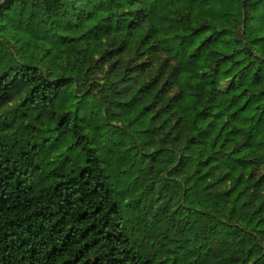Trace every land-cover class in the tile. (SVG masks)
<instances>
[{
	"label": "trees",
	"instance_id": "trees-1",
	"mask_svg": "<svg viewBox=\"0 0 264 264\" xmlns=\"http://www.w3.org/2000/svg\"><path fill=\"white\" fill-rule=\"evenodd\" d=\"M0 264H264V0H0Z\"/></svg>",
	"mask_w": 264,
	"mask_h": 264
}]
</instances>
